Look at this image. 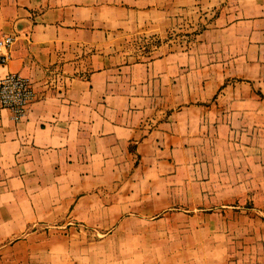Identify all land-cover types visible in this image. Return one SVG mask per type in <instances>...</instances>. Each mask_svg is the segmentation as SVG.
Returning <instances> with one entry per match:
<instances>
[{"label":"crops","instance_id":"crops-1","mask_svg":"<svg viewBox=\"0 0 264 264\" xmlns=\"http://www.w3.org/2000/svg\"><path fill=\"white\" fill-rule=\"evenodd\" d=\"M188 18L192 36L166 38ZM6 33L0 77L21 72L37 95L21 121L0 104V264H171L140 250L180 229L171 216L203 213L144 203L209 198L210 159L229 148L230 206L247 212L252 184L264 185V0H0ZM139 36L162 45L145 57ZM58 220L70 233L48 229Z\"/></svg>","mask_w":264,"mask_h":264},{"label":"rangeland","instance_id":"rangeland-1","mask_svg":"<svg viewBox=\"0 0 264 264\" xmlns=\"http://www.w3.org/2000/svg\"><path fill=\"white\" fill-rule=\"evenodd\" d=\"M193 18V17H192ZM194 19V18H193ZM194 20L187 19L185 29H179L174 27L166 37L177 39L182 32H184L185 39H188L194 34L200 27L199 21L193 23ZM162 39L157 36H139L135 38L132 46H134L141 55L145 57H152L155 54V50L158 46L162 45ZM260 141L261 140H257ZM262 147H264V141H262ZM253 144V143H252ZM230 146V144H229ZM253 151V150H252ZM211 156V154H210ZM226 158L227 160H218L217 155L213 159H210L211 171L210 176L207 177L208 182L204 192H207L209 198H201L198 196L194 201H159L144 203V208L151 211H160L167 209V212H179L184 211L183 208L187 207L192 209V212L203 213L202 221L198 219H188L186 216H171V223L179 225L180 229L173 231L171 234H165L168 240H165L162 246H151L148 248H141L140 254H144L145 258L149 261H153L156 258L162 257L166 261H171V264H193L194 261L202 260L201 264H230V253L234 258H246L250 256H261L264 260V244L260 243L264 241V233L261 232L264 228V212L258 211V208L264 209V201L261 199H255V193L257 191H264V185L252 184L249 192L250 200L245 203L246 213L243 214L242 208L237 206H230V148L229 153L219 156V158ZM225 161V162H222ZM195 172L191 173L192 181L198 180V173L196 167ZM185 170L184 173L185 174ZM258 174L256 173L255 176ZM177 179H186L180 175ZM188 179V178H187ZM140 191V188H139ZM211 191V192H210ZM260 191V198L262 193ZM212 196V197H211ZM238 202H232V204ZM241 204V203H240ZM142 206H139L141 208ZM199 208H203L200 210ZM233 208V209H232ZM236 212H234V211ZM230 212H232V218L230 219ZM66 219H64L65 221ZM212 226L214 229L211 232L209 229L202 233H190L188 231H182L181 228L184 225L196 226L199 224ZM45 225V224H41ZM61 221H54L49 223L48 229L51 230L60 229L65 234L70 233L66 231L67 228L61 227ZM69 225L74 226V230L81 231L84 236H100L99 233L89 231L90 228L82 223H76L72 220ZM230 225L233 227V233H230ZM243 225H248L250 229L243 232ZM46 226V225H45ZM158 234H150L154 238ZM230 235L236 242V247L231 249L230 252ZM202 237L203 241L198 245L196 241ZM196 243L197 246H194ZM154 244V243H153ZM115 251L114 249H108V251ZM126 253L132 252L131 249L124 250ZM234 255V256H233ZM237 256V257H236ZM108 258H112L111 252H108ZM264 264V261H260Z\"/></svg>","mask_w":264,"mask_h":264},{"label":"built area","instance_id":"built-area-1","mask_svg":"<svg viewBox=\"0 0 264 264\" xmlns=\"http://www.w3.org/2000/svg\"><path fill=\"white\" fill-rule=\"evenodd\" d=\"M15 40L13 34L0 36V61L7 63L11 57V46ZM36 90L30 77L18 71H9L0 77V104L13 112L16 121H21L28 113Z\"/></svg>","mask_w":264,"mask_h":264}]
</instances>
